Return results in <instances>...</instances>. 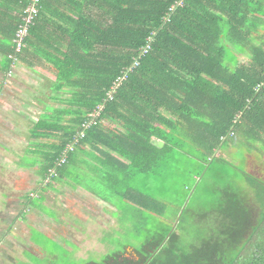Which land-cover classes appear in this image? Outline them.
<instances>
[{
    "label": "trees",
    "instance_id": "1",
    "mask_svg": "<svg viewBox=\"0 0 264 264\" xmlns=\"http://www.w3.org/2000/svg\"><path fill=\"white\" fill-rule=\"evenodd\" d=\"M30 1L0 0V55L3 73L13 65L27 67L46 80L47 93L58 102L30 131L31 138L43 140L28 149L40 160L43 180L62 182L72 167L88 173L93 158V174L105 175L121 197L159 213L156 205L162 203L157 209L164 211L166 200H154L129 181L154 174L174 149L206 165L203 174L192 176L195 183L215 161L224 162L218 155L223 146L239 139L250 162L257 153L264 164V0H40L16 52ZM38 67L54 73L52 78ZM100 105L103 112L85 128ZM83 130L85 136L77 138ZM262 173L246 172L260 184L257 191L245 188L246 198L236 203L228 194L216 218L200 215L210 227L197 232L203 236L198 246L185 250L175 233L193 190L185 202H176L180 211H166L159 220L145 213L133 224L136 236L142 230L149 235L147 223L164 230L150 235V241H163L147 260L131 247V255L115 249L94 264H264V198L257 195H264V183L253 176Z\"/></svg>",
    "mask_w": 264,
    "mask_h": 264
},
{
    "label": "rangeland",
    "instance_id": "2",
    "mask_svg": "<svg viewBox=\"0 0 264 264\" xmlns=\"http://www.w3.org/2000/svg\"><path fill=\"white\" fill-rule=\"evenodd\" d=\"M22 69L24 72H21V75L28 76L30 74L27 68ZM36 70L42 75L46 74L42 68L38 67ZM35 74H37L36 77L28 76V79L35 81V88L39 84L41 88L27 90L19 99L16 98V89H12L13 86L18 88L19 84L9 86L8 91L13 93L10 97L11 102L5 99L3 103L4 105L9 103L11 107L9 105L10 108L6 109L7 113L0 116V264H94L101 263L107 255H113L117 250L127 254L133 253L132 250L126 251L127 246L142 251L140 255L145 258L142 259L144 262L149 258V250L158 249L161 245L160 242L163 241L158 238L150 241V235L155 237L159 233L164 234V230L160 232L162 225L147 223L149 235L142 230V233L136 236L132 226L134 223H141L142 216L146 213L145 208L138 206L136 198L129 200L127 195L125 198L121 197L119 192H115V187L110 186L105 175L93 174L92 168L95 167L93 158H90V165L86 166L88 173H85L84 170L79 172L81 169L72 167L75 170L73 169L71 175L68 174L69 176L65 177L64 181L49 182V185L44 183L45 185L43 184L37 190V194L39 193L41 198H46L43 203L39 202L41 201L39 200L40 195L38 198L30 196L34 189H29L21 195L23 206L19 205L16 199H9L10 196H6L10 190L9 187L14 191L17 188L25 187L29 180L25 176L18 179V175L11 174L6 177L7 170L20 171L39 167L36 163L37 155H31L28 149L34 148L35 150L33 142H39L42 139L31 138L30 131L34 129L33 126L38 122L43 110L52 112L54 111L53 103H58L52 95L47 93L49 90L44 87L46 80L43 79L44 84L40 83L39 79L34 78L42 77L38 73ZM53 74L46 75L52 78ZM18 75L21 76L20 72ZM2 94L7 95L5 91ZM68 97L69 95H62L61 99ZM21 103L34 104L36 107L29 109L30 106H26V111H23L18 108ZM24 112L26 113L23 114ZM30 144H32L31 147L28 146ZM237 144L223 146L218 155L224 162L215 161L199 183L193 182L192 176L196 175L197 171L203 174L205 169L203 167L206 165L197 164L196 159L181 154L176 149L160 162L154 174L139 175L129 181L132 188L154 198V200L157 199L158 202L166 200L163 202L166 203L164 211L160 210L159 213L150 211V215H154L156 220L161 219L166 211L169 213L171 209L176 208V202L181 204L185 202L190 192L195 190V194L183 214V222L175 231L181 247L200 244L198 237L203 236L197 232H205L206 227H210L209 224L200 221V215L207 214L210 219L216 218L221 203L228 202L229 198L233 203H236L238 198H246L245 188H249V186L258 190L260 184L246 178V172L256 175H259V171L263 172L262 177L253 176L264 183V164L260 162L262 159L258 158L257 153H254V162L251 163L252 158L249 159L251 154H248L245 147L241 146L240 139ZM14 148L22 154L25 152V154L17 157ZM28 184L32 185V182L29 181ZM185 186H188L186 191ZM117 190H121V187ZM51 193L57 199L47 203L46 201L52 198ZM257 195L259 199H262L261 196L264 198V195L258 193ZM6 198H8V202H5ZM109 205L112 207L108 208ZM160 205H156V210ZM113 207L116 209L115 211H113ZM259 207L264 214V207ZM154 209L152 210L154 211ZM23 215L28 216L25 221L22 218ZM32 215L41 219H36ZM45 217L48 218L44 223ZM45 224L51 229L47 234L44 232ZM123 225H125L124 231ZM114 230H120L123 233L116 237V234L113 235ZM80 233L89 234L91 236L89 241H85L88 239L87 237L82 239L78 235ZM108 235L110 236L108 237ZM115 237L119 240H115ZM259 240V236H256L253 243L256 244ZM187 248L185 250H190ZM115 249L117 250L113 251Z\"/></svg>",
    "mask_w": 264,
    "mask_h": 264
},
{
    "label": "crops",
    "instance_id": "3",
    "mask_svg": "<svg viewBox=\"0 0 264 264\" xmlns=\"http://www.w3.org/2000/svg\"><path fill=\"white\" fill-rule=\"evenodd\" d=\"M1 42V41H0ZM1 44V43H0ZM2 62H3V58H2V56L0 55V116H3V114H6L7 113V111L8 110H6V109H8V108H10L11 107V105L8 103V105L7 104H5L4 105V103H3V100H8V102H11V99H10V97H11V95L13 94L12 92H10V91H8V87L9 86H11V85H17V84H19V87L18 88H15V86H13L12 87V89H16V91H17V93H16V98H19L20 99V97H21V95H23V94H25L26 93V91L28 90V91H30V90H34V89H40L41 88V85L39 84L36 88H35V86H34V82L35 81H29L30 79H28V76L30 77V76H32V78L33 77H36L37 75L36 74H34V73H32L27 67H25V66H23V65H21V64H18V67H17V69H15L14 70V74H15V77L13 76H11V77H9V74L7 75V73H3L2 72V68H1V66H2ZM22 68H27L28 69V71H29V73L30 74H28V73H26V74H28V76L27 75H21V72H24V70L22 69ZM15 71H16V73H15ZM48 70H45L44 69V72L46 73V74H49V75H51L52 73L50 72V73H48L47 72ZM18 72H20V75L21 76H19L18 75ZM39 72V71H38ZM41 73V72H40ZM43 75L44 77H47V75ZM8 76V77H7ZM34 79H39L40 80V83H44V78L42 77V78H34ZM44 79V80H43ZM29 81V82H28ZM18 89V90H17ZM21 90H22V92H21ZM3 91H5L6 92V94L7 95H3L2 93H3ZM18 103H19V101L17 102V105H18ZM9 105H10V107H9ZM26 106H30L29 107V109L31 108V107H36L34 104H32V105H27V104H25V103H21L20 105H19V107L18 108H20V109H22L23 111H26L25 110V108H26ZM5 108V109H4ZM42 110H43V108H42ZM4 112V113H3ZM26 112H24L23 114H25ZM46 112L43 110V113L42 114H45ZM36 125V124H35ZM34 125V126H35ZM33 126V127H34ZM32 127V128H33ZM114 127H116V129L119 127V126H117V125H115ZM114 127H112V128H114ZM120 129V127L118 128V130ZM33 143H38V142H33ZM28 146H30V145H28ZM36 148V147H35ZM11 149V148H10ZM12 150V149H11ZM14 150V152L16 153V156L17 157H19V155H23V154H25V152L22 154L20 151H18V150H16V148H14L13 149ZM38 162L40 163V160H38ZM37 165H38V163H37ZM39 170H40V166L39 167H37V168H35V167H32L30 170L29 169H22V170H20V171H14L13 169H10V170H7L6 171V177H8L10 174L11 175H18V179H21L22 177H24L25 176V178H29V180H28V182L29 181H31L32 182V185L31 184H28V182H27V184L25 185V187H22V188H17L16 190H11V187H9L10 188V190H8V194L6 195L7 197H9L10 196V198L9 199H16V201L19 203V205L22 203L21 201V195H23L24 193H26L29 189H34L32 192H31V197H36V198H38L39 197V193L37 194V190H39L40 188H41V186L45 183V184H47V185H49L50 183H49V180H43L42 178L43 177H40V174H39ZM23 171H25V172H23ZM197 179V178H196ZM19 182H20V180H19ZM44 184V185H45ZM66 184V183H65ZM46 185V186H47ZM66 185H68V184H66ZM3 187V186H2ZM4 189V188H3ZM45 189V188H44ZM43 189V190H44ZM83 190V189H82ZM85 192V191H84ZM51 195H52V198H50L48 201H46L47 203H50L51 202V200H56L57 199V197L54 195V194H52L51 193ZM53 195H54V197H53ZM95 199V198H94ZM39 200H41V201H39L40 203H43V202H45V200H46V198L44 199V198H41V195H40V197H39ZM165 199H163L162 200V202L164 201ZM9 200H8V198H6L5 199V202H8ZM16 202V203H17ZM96 202V201H95ZM18 203H17V205H18ZM23 204V203H22ZM21 204V205H22ZM33 204H36L35 202H33ZM10 205V204H9ZM23 206V205H22ZM97 206H98V204H97ZM109 207H112L111 205H109L108 206V208ZM114 208V207H113ZM35 209V208H34ZM107 209V208H106ZM173 209H175V211L177 210H179L180 211V209H179V206H177L176 208H173ZM8 210H9V208H8ZM116 209L114 208L113 209V211H115ZM145 210V209H144ZM159 212H160V210L159 209H157ZM10 212V211H9ZM141 212H143V211H141ZM150 211L149 210H146V213H149ZM32 216H34L36 219H41V218H39L38 216H36V215H32ZM26 217H28V216H24L23 215V220L25 221L26 220ZM47 218L48 217H45V219H43V221H44V223L45 222H47ZM112 218H114L113 216H112ZM164 218H166V216L164 217V216H162L161 217V219H164ZM42 221V222H43ZM50 227H48V225L47 224H45V230H44V232L47 234L48 233V231L50 232L51 231V229H49ZM111 233V232H110ZM80 237H82V239L83 238H88V239H86L85 241H89V238L91 237V236H89V234H87V235H83V234H78ZM84 241V242H85ZM69 242V241H68ZM76 245H78L77 243H76ZM78 247V246H77ZM127 250H132V248L131 247H129Z\"/></svg>",
    "mask_w": 264,
    "mask_h": 264
},
{
    "label": "built area",
    "instance_id": "4",
    "mask_svg": "<svg viewBox=\"0 0 264 264\" xmlns=\"http://www.w3.org/2000/svg\"><path fill=\"white\" fill-rule=\"evenodd\" d=\"M39 3H40V0H31L29 5L27 6V8L24 11V16H23L22 22L18 28V31L16 33V38L14 40V43L16 44V52H21V49L24 45V39L28 34L29 26L31 25V23L34 21V19L37 17V15L39 13ZM10 58H12L14 61H16V54L11 55ZM114 86H115V89L118 87V85H114ZM113 89H114V87H113ZM109 99L110 100L112 99V93H110ZM103 110H104V105L98 106L97 109L89 115L90 121L86 123L85 128H88L89 126L93 125L95 123L96 119L99 118V116L101 115ZM84 131L85 130H83L77 138L84 137L85 136ZM76 140L78 141V139H76ZM69 149L73 150V148L70 146H69L68 150ZM68 150L65 151V155L62 158V160L60 161V164H62L66 161V154H67Z\"/></svg>",
    "mask_w": 264,
    "mask_h": 264
},
{
    "label": "clouds",
    "instance_id": "5",
    "mask_svg": "<svg viewBox=\"0 0 264 264\" xmlns=\"http://www.w3.org/2000/svg\"><path fill=\"white\" fill-rule=\"evenodd\" d=\"M15 69V66L13 65L10 69V71L8 72L9 76H12L13 75V71Z\"/></svg>",
    "mask_w": 264,
    "mask_h": 264
}]
</instances>
